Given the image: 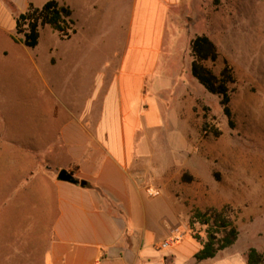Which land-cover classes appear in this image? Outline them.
<instances>
[{"label":"rangeland","instance_id":"obj_1","mask_svg":"<svg viewBox=\"0 0 264 264\" xmlns=\"http://www.w3.org/2000/svg\"><path fill=\"white\" fill-rule=\"evenodd\" d=\"M56 1L73 12L76 33L70 39L61 40L47 26L40 30L33 49L0 37V119L6 116L14 132L19 131V123L36 131V105L50 110L81 103L100 64L124 44L131 0ZM168 10L165 50L172 46L179 98L173 104L175 120L145 132L139 145V152L152 158H139L133 164L139 182L144 180L143 209L150 224L174 219L173 209L187 225L196 209L226 207L237 239L203 264H247L250 248L264 251V0H178ZM16 17L6 8L0 10L6 30L14 32ZM201 34L212 40L219 54L215 63L206 65L218 74L227 64L233 73L232 127L219 98L190 75L189 41ZM18 187L11 183L16 190L0 191V232L20 237L0 241V264L22 263L17 255L13 263L2 259L14 246L24 248L25 264H43L50 227L44 220L51 219L52 208L48 203L44 212L40 189L24 192ZM187 229L190 232L188 225ZM199 230L196 225L195 231Z\"/></svg>","mask_w":264,"mask_h":264},{"label":"crops","instance_id":"obj_2","mask_svg":"<svg viewBox=\"0 0 264 264\" xmlns=\"http://www.w3.org/2000/svg\"><path fill=\"white\" fill-rule=\"evenodd\" d=\"M46 1L0 0V10L6 8L14 17L30 3L40 7ZM177 2L131 0L124 44L100 64L81 103L50 110L36 105L37 128L32 132L22 123L14 132L6 116L0 119V191L16 190L11 183L20 186L17 191L40 189L44 212L48 203L52 208L51 219L44 220L50 227L43 264L212 260L196 263L194 254L201 246L172 207L174 219L162 218L158 225L148 222L141 195L144 180L139 182L133 170L136 159H152L139 152L144 133L175 120L173 104L179 98L180 77L172 65V46L166 52L164 38L168 9ZM2 23L0 37L10 38L13 31ZM61 169L86 185L58 181L56 173ZM16 236L0 232V241L19 240ZM173 238L178 240L162 246ZM24 252L14 246L2 259L13 263L17 255L25 264Z\"/></svg>","mask_w":264,"mask_h":264},{"label":"trees","instance_id":"obj_3","mask_svg":"<svg viewBox=\"0 0 264 264\" xmlns=\"http://www.w3.org/2000/svg\"><path fill=\"white\" fill-rule=\"evenodd\" d=\"M46 26L61 40H68L76 33L71 8L56 0H47L40 7L30 3L25 12L17 15L14 32L10 35V39L16 44L33 49L38 45L40 30ZM189 55L191 57L190 75L205 91L219 98L223 115L228 125L232 127L229 87L234 83V76L231 68L224 64L218 74H215L206 65L208 62L215 63L219 54L215 44L204 34L195 35L190 39ZM203 132H207L206 123L203 125ZM218 134L214 133L215 136ZM187 225L191 237L201 246L194 254L196 262L215 258L219 252L232 246L238 236L235 222L226 207L206 212L196 209L188 218ZM196 225L199 226V231H195ZM201 230L203 236L200 235ZM246 263L264 264V251L259 252L255 248H250L246 254Z\"/></svg>","mask_w":264,"mask_h":264},{"label":"water","instance_id":"obj_4","mask_svg":"<svg viewBox=\"0 0 264 264\" xmlns=\"http://www.w3.org/2000/svg\"><path fill=\"white\" fill-rule=\"evenodd\" d=\"M56 179L61 182H67L71 184H79L80 186L84 187L86 183L84 181H78L72 175V173L68 172L65 169H61L56 174Z\"/></svg>","mask_w":264,"mask_h":264},{"label":"built area","instance_id":"obj_5","mask_svg":"<svg viewBox=\"0 0 264 264\" xmlns=\"http://www.w3.org/2000/svg\"><path fill=\"white\" fill-rule=\"evenodd\" d=\"M177 240H178L177 238L169 239V240L165 241L162 246L165 247L171 243L176 242Z\"/></svg>","mask_w":264,"mask_h":264}]
</instances>
